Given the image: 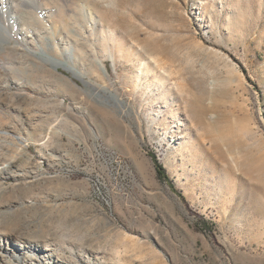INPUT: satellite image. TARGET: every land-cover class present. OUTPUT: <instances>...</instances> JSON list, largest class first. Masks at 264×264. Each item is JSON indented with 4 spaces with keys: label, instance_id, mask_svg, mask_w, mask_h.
I'll list each match as a JSON object with an SVG mask.
<instances>
[{
    "label": "rangeland",
    "instance_id": "obj_1",
    "mask_svg": "<svg viewBox=\"0 0 264 264\" xmlns=\"http://www.w3.org/2000/svg\"><path fill=\"white\" fill-rule=\"evenodd\" d=\"M44 8L0 50V264H264V0Z\"/></svg>",
    "mask_w": 264,
    "mask_h": 264
},
{
    "label": "bare ground",
    "instance_id": "obj_2",
    "mask_svg": "<svg viewBox=\"0 0 264 264\" xmlns=\"http://www.w3.org/2000/svg\"><path fill=\"white\" fill-rule=\"evenodd\" d=\"M54 2L55 0H49L47 3H41L40 0H0V50H3L4 44L14 39L16 35L21 36L27 44H33L34 40L41 44L44 34L48 38H52L54 26L49 22V26H46V21L41 20V18L47 16L48 13V11H44L46 10L44 5H54ZM42 11L45 12V15L41 16ZM40 50L43 55L47 54L44 48H40ZM46 57L51 56L46 55ZM49 60L53 66H60L67 71L74 72L72 68L55 58H49Z\"/></svg>",
    "mask_w": 264,
    "mask_h": 264
},
{
    "label": "trees",
    "instance_id": "obj_3",
    "mask_svg": "<svg viewBox=\"0 0 264 264\" xmlns=\"http://www.w3.org/2000/svg\"><path fill=\"white\" fill-rule=\"evenodd\" d=\"M156 169H157V173L159 176L165 177L164 172L161 167L156 166Z\"/></svg>",
    "mask_w": 264,
    "mask_h": 264
}]
</instances>
